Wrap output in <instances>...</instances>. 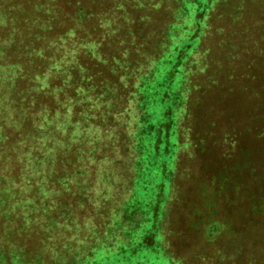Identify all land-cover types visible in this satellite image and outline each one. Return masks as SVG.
I'll use <instances>...</instances> for the list:
<instances>
[{
  "label": "rangeland",
  "instance_id": "obj_1",
  "mask_svg": "<svg viewBox=\"0 0 264 264\" xmlns=\"http://www.w3.org/2000/svg\"><path fill=\"white\" fill-rule=\"evenodd\" d=\"M253 1L233 17L241 0L229 1L212 24L214 4L198 14L187 2L157 57L117 52L109 31L105 51L88 44V96L56 112L54 130L36 114L32 135L15 115L33 73L19 61L27 3L0 0V264H264V0ZM46 39L24 57L54 70L42 89L83 47ZM109 53L119 59L104 64Z\"/></svg>",
  "mask_w": 264,
  "mask_h": 264
},
{
  "label": "trees",
  "instance_id": "obj_2",
  "mask_svg": "<svg viewBox=\"0 0 264 264\" xmlns=\"http://www.w3.org/2000/svg\"><path fill=\"white\" fill-rule=\"evenodd\" d=\"M27 3V8L22 13L24 34L26 35V43L20 47V53L23 57L16 56L10 63L15 65L19 58L23 62L24 72L30 73L31 82L22 87V95L24 102L22 108L16 112H21L23 120L31 127L32 135L36 125L33 122L34 117H43L46 120L43 125H48L50 130H54L52 126V118L56 112L65 114L74 103V99L81 95L88 96L90 91V82L93 77L89 74V68L86 65L92 63L90 57L86 55L89 51L88 44L98 47L99 53L105 51L108 44H113L116 51L121 53L123 50L135 48L137 51L143 52L149 56H160L161 50L169 45L167 33L174 26L178 15L184 14V5L194 3L198 14H203L204 9L200 5L202 0H20ZM208 4H214V10L211 12L209 22L212 24L217 14H222V8L228 6L231 0H203ZM258 1V0H256ZM248 2L253 0H241L236 7L225 9L230 16L244 13L248 8ZM247 3V4H246ZM255 3V2H254ZM246 5V6H245ZM31 6H38L39 11H34ZM199 10V11H198ZM10 22L14 23L11 31L14 33L19 28L17 18L12 9L10 10ZM196 17V16H195ZM197 19V18H196ZM204 21V18L198 17ZM161 22L160 25L154 24ZM111 32L110 43H107V34ZM51 33L55 39L56 49L62 50L66 46L71 48L70 43L75 41L74 49L83 46L79 50L78 55H74V60L70 59L68 63L56 65L55 68L61 67L59 77H54L46 89L36 79L43 76L48 70L54 72L50 65L41 68L39 65L24 63V57L27 54L34 56L43 50L49 49L46 34ZM159 36V37H158ZM158 37L157 44L153 46L151 43L144 44L143 41L150 38ZM122 38V39H121ZM12 47L17 48V44L12 39ZM149 44V45H148ZM140 47V48H139ZM73 48V47H72ZM118 53V54H119ZM110 54V53H109ZM105 63L109 60H118L117 54L109 56ZM29 59V58H28ZM33 60V59H32ZM96 60V59H95ZM18 61V62H19ZM22 64V63H21ZM96 65H99L97 60ZM75 65H79L76 67ZM22 66V65H21ZM48 68V69H46ZM87 70V72H86ZM35 77V78H34ZM52 78V77H51ZM70 78H72L70 80ZM93 82V81H92ZM59 90V91H58ZM42 93V95H40ZM68 96L69 100H63L59 96ZM28 96L34 97L35 102L27 100ZM13 101V97H10ZM63 107V108H62ZM33 114L32 117H30ZM50 124V125H49Z\"/></svg>",
  "mask_w": 264,
  "mask_h": 264
}]
</instances>
